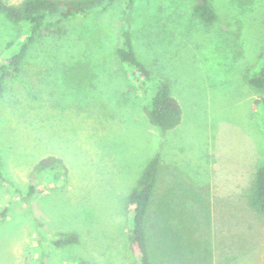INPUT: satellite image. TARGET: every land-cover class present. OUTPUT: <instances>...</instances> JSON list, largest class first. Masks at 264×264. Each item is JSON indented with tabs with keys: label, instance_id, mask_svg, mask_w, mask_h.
I'll use <instances>...</instances> for the list:
<instances>
[{
	"label": "rangeland",
	"instance_id": "1",
	"mask_svg": "<svg viewBox=\"0 0 264 264\" xmlns=\"http://www.w3.org/2000/svg\"><path fill=\"white\" fill-rule=\"evenodd\" d=\"M210 2L207 26L193 0H134L127 16L119 0L35 36L0 100V264H130L127 198L164 145L146 216L153 262L264 264V217L244 201L264 163V89L246 83L264 62V0ZM126 18L138 58L181 106L171 131L148 123V95L114 55ZM25 34L0 15V65ZM48 156L68 176L38 178L27 197ZM63 233L79 242L53 247Z\"/></svg>",
	"mask_w": 264,
	"mask_h": 264
},
{
	"label": "trees",
	"instance_id": "2",
	"mask_svg": "<svg viewBox=\"0 0 264 264\" xmlns=\"http://www.w3.org/2000/svg\"><path fill=\"white\" fill-rule=\"evenodd\" d=\"M117 1L119 0H24L20 5H11L0 0V15L13 25L18 27L25 25L27 28V35L25 34L18 50L7 54L8 56L5 54L3 64L0 65V100L4 94L5 83L20 74L21 64L27 57L28 49L41 30L52 31L62 21L76 16L82 18L96 16ZM123 2H125L123 16H127L134 0H123ZM192 4L193 14L204 26L218 21L217 12L210 0H193ZM128 21L126 18L125 28L120 33V42L114 49V55L131 74L130 81L134 83V86L131 85V92L133 87L136 90L139 89L142 94L148 95L147 105L143 109L148 123L164 132L173 130L181 124V106L171 93L169 81L167 82V79L161 76L155 77L138 58ZM246 83L253 88L264 89V62L253 74L246 77ZM255 103H262L264 106V99H256ZM159 168L160 157L156 154L146 164L137 181V187L127 198V207L132 215L128 229V241L134 257L130 264H155L149 249L146 216ZM47 176H51L54 180L68 176V169L61 158L45 157L32 168L28 175L30 185L27 197L34 193L33 183L38 178ZM248 205L264 217V163L257 168L254 174ZM2 216L4 213L0 214V217ZM78 242L79 238L75 233L55 234L51 239L52 246L58 248L75 245ZM80 264L88 263L81 262Z\"/></svg>",
	"mask_w": 264,
	"mask_h": 264
},
{
	"label": "crops",
	"instance_id": "3",
	"mask_svg": "<svg viewBox=\"0 0 264 264\" xmlns=\"http://www.w3.org/2000/svg\"><path fill=\"white\" fill-rule=\"evenodd\" d=\"M182 122V121H181ZM178 127V126H177ZM169 131H171V130H169ZM168 151V148H166L165 147V145L162 147V149H160L159 151H158V154L157 155H159V157H160V167H161V165H162V163H165V162H168V161H170L169 160V157L166 155V152ZM160 169V168H159ZM220 185H223V184H220ZM250 191V190H249ZM250 193V192H249ZM216 196L217 197H221V190H220V195H217V193H216ZM248 197H249V194H248V196H247V198H246V200H244V201H246L247 202V204H248ZM249 206V205H248ZM250 207V206H249ZM251 208V207H250Z\"/></svg>",
	"mask_w": 264,
	"mask_h": 264
}]
</instances>
